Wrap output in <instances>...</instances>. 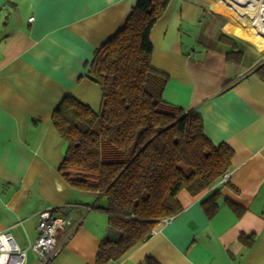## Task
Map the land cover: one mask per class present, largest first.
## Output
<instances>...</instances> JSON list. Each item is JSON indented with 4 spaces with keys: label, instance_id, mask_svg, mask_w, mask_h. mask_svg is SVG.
Wrapping results in <instances>:
<instances>
[{
    "label": "crops",
    "instance_id": "obj_1",
    "mask_svg": "<svg viewBox=\"0 0 264 264\" xmlns=\"http://www.w3.org/2000/svg\"><path fill=\"white\" fill-rule=\"evenodd\" d=\"M136 2L0 0V233L26 264H38L30 246L43 211L78 224L52 264H95L102 240L119 239L99 209L104 199L61 177L65 143L52 113L68 96L100 109L87 71ZM229 10L221 0H170L150 31L151 65L167 76L163 102L199 114L204 136L232 149L228 180L197 196L180 192L176 216L106 264H264V49L241 37L248 22Z\"/></svg>",
    "mask_w": 264,
    "mask_h": 264
},
{
    "label": "trees",
    "instance_id": "obj_2",
    "mask_svg": "<svg viewBox=\"0 0 264 264\" xmlns=\"http://www.w3.org/2000/svg\"><path fill=\"white\" fill-rule=\"evenodd\" d=\"M169 1L137 0L121 29L94 52L87 77L101 91L98 111L68 96L52 113L65 143L61 177L73 189L98 193L99 209L120 234L102 240L95 264L115 262L147 241L182 210L180 192L197 196L231 169L232 149L204 136L200 115L162 100L167 76L151 65L150 31ZM225 55L237 62L240 53ZM239 239L249 246L252 235Z\"/></svg>",
    "mask_w": 264,
    "mask_h": 264
},
{
    "label": "built area",
    "instance_id": "obj_3",
    "mask_svg": "<svg viewBox=\"0 0 264 264\" xmlns=\"http://www.w3.org/2000/svg\"><path fill=\"white\" fill-rule=\"evenodd\" d=\"M260 33L264 28V0H221ZM238 12V13H237ZM31 22L32 19H29ZM228 180V174L221 182ZM166 222V220H164ZM77 223L68 217L54 215L43 211L38 216V237L30 246L38 264H52L57 253L72 238ZM0 264H26V253L15 242L11 234L0 233Z\"/></svg>",
    "mask_w": 264,
    "mask_h": 264
},
{
    "label": "bare ground",
    "instance_id": "obj_4",
    "mask_svg": "<svg viewBox=\"0 0 264 264\" xmlns=\"http://www.w3.org/2000/svg\"><path fill=\"white\" fill-rule=\"evenodd\" d=\"M228 14L234 16L235 12L229 10ZM238 13V12H237ZM241 37L246 40V42L252 44L255 48L259 50L264 49V28L260 29V33L257 32L255 28L250 26L248 23V30L242 33Z\"/></svg>",
    "mask_w": 264,
    "mask_h": 264
}]
</instances>
